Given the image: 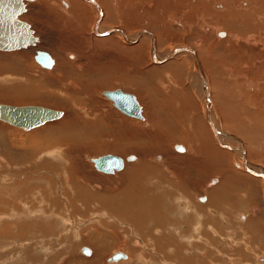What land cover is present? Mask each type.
I'll list each match as a JSON object with an SVG mask.
<instances>
[{
	"label": "rangeland",
	"instance_id": "obj_1",
	"mask_svg": "<svg viewBox=\"0 0 264 264\" xmlns=\"http://www.w3.org/2000/svg\"><path fill=\"white\" fill-rule=\"evenodd\" d=\"M66 1L67 7H63L61 1L58 0V6L54 3L50 12L40 4L43 3L41 1L40 3L38 0L24 1L25 10L18 17L29 22L38 41L35 45L27 46L33 49L29 54H19L21 50L27 47L16 50L0 49V103L42 104L62 110V115L59 118L28 130L0 120V197L7 200L6 204L4 201L2 204V199H0V264H92L89 260L94 256L96 248L101 250L103 246H105V254L101 256L100 264H163L159 254L155 253V246H152L148 241L146 242L144 235H136L128 223L120 221L117 216L113 217L106 214L97 207V203H93L94 200L90 202L88 199L84 200L87 201L85 205L79 202L74 203L72 198L59 194V190H62L59 189V185L67 189V184L62 181L64 176H71L75 179L81 176L82 179L92 184H88V190L93 194L86 195L90 199H94L98 195H108V197L110 194V196L116 195L117 185H121L125 195L133 196L132 199L137 198L136 195L142 197L147 193L149 185H152L154 194L168 193V197L173 200V206H177V212L176 210H165L173 221L174 218L178 219L183 210L179 208L176 202L179 201L182 207L193 212L192 207H188V205L192 203L191 201L194 202L192 204L196 205L202 203L197 201L196 196L204 192L205 188L208 189L205 191L208 195L207 202L211 200L212 196L217 201L218 199L213 193L217 187L216 185L213 186V181L216 182L214 178H218L217 174L209 171V169L208 172L205 170L204 173L205 167L200 166V164L193 163L189 166L190 164L184 159L185 155L174 149L175 144H181L187 148V144L182 142L185 140L183 135H178V130L184 124V127H187L186 131L188 127H191L198 132L202 139V135L204 138L206 135L210 138L209 133L213 136L214 134L217 135L209 129L210 126L207 125L204 117L202 101L206 99L203 100L200 92L197 93L196 89L192 87V80H194L192 61L187 56L181 55L155 63L151 59L152 55L149 53L146 55L144 51L146 58L142 64H139L129 60L124 55L108 52L107 49L101 50L98 47L99 51H97L98 48L94 46L95 38H114L117 40L116 32L122 29L118 22L121 21L120 18L104 16L103 14L99 26H107L106 30L111 27H120L121 29L105 36H98L94 34L93 27L100 16L99 12L98 16H95L94 12L86 13L84 18L86 24L77 26L76 23L73 24L75 19H72L69 14L66 16L61 14L70 8V0ZM83 1L89 6L96 5L89 0ZM218 1L220 0H214L210 6V12L207 11L198 16L196 23L184 21L181 18L182 31L178 27L179 24L176 23L170 25V34L169 32L162 34L157 30L158 28L153 26L156 28L154 29L148 23H140V25L138 23L132 27L130 24L128 30H131L130 32H138L141 29L149 30L156 40L157 51H164L167 47L179 42L178 44L181 45H175L178 46L175 48L191 47L192 51L196 52L199 65L201 63L200 57L207 54H210L212 62L216 64L220 62L217 64V68L221 69L222 74L224 68L228 74V79L232 78L228 85L231 89L229 90L231 91L230 95L235 94L234 96L239 97L236 98L238 101H232V110L235 113L225 116L220 111L219 104H216L214 98L216 93L212 86H214L215 80L213 81L214 76L212 74H209L208 80L206 79L207 86L211 87L210 96L207 98V107L211 112H216V119L218 118L220 121L223 131L237 137V142L239 140L244 147L245 156L248 151V156L245 158L247 164L254 165L264 172V148L259 151L255 149L257 152L253 149L255 157L252 158L250 155L252 147L250 146L253 143L245 133L250 128V134L255 135V137L261 134L264 138V64L259 56L256 57V55L262 54L261 46L252 43L255 39L264 42V34L257 35V32L254 31L256 24L241 29L238 23L231 22L228 24L226 19H221L219 23H223V26L226 24L224 28L207 20L205 14L218 13L224 10V8L221 9L222 6ZM232 2L237 4L235 0ZM97 4L102 7L100 0L97 1ZM155 4V0H144L142 7L151 11ZM256 4L257 0H240L238 5L234 7H255ZM261 16L255 20L260 26H263ZM200 22L202 23L200 24ZM237 29L246 31L239 35L235 32ZM218 32H224V36L219 37ZM156 33L162 34L161 38ZM177 34L179 35L176 36ZM121 36L125 38L120 42L123 44L127 38L124 35ZM175 36L177 39L174 38ZM148 37L150 36H140L139 41L136 44L130 43V46L143 43L142 45L147 50L149 45L146 44V38ZM228 40L238 41L241 46L240 49H232L231 53H227L225 47ZM245 41L250 42V45H245ZM210 43L216 48L208 50ZM65 45L66 48H74L78 51L77 59L73 60L71 57L64 56L66 63H63L60 66L61 69L60 67L58 69L56 67V54L53 55L49 47L55 46L57 50L53 48V53L58 51L61 54ZM37 49H44L50 53L53 58V64L50 68L43 67L35 59L34 55ZM246 49L250 52H245ZM233 50L240 55L234 54ZM175 63L177 64L175 65ZM79 65L80 67L77 68ZM194 66L198 74V69L195 64ZM24 69H28L27 72L25 71L27 74L23 71ZM201 69H204L203 66ZM204 72L206 73L205 69ZM124 76L127 79L126 82L122 80V78L125 79ZM82 83L92 86L91 91H86ZM115 88L131 92L136 96L142 106L144 119L126 115L113 106L103 91ZM140 88L142 91L144 90L143 93L139 91ZM20 91H25V96L22 98L15 95ZM28 93L30 95H26ZM34 94L37 96L33 97ZM211 112L209 111V113ZM86 122H89L90 125ZM246 122H249L248 127ZM206 126H209L210 132ZM74 132L76 134H73ZM217 136L221 137L220 134ZM228 145L232 146L230 143ZM35 148L37 150L34 152L33 149ZM96 148H100V150L97 151ZM107 153L116 154L122 158L134 154L137 159L127 160L120 171L106 174L108 172L94 168L89 159ZM239 153L240 150L238 149L234 156L237 154L238 160L241 161ZM158 154L162 155L160 162L153 158ZM30 155L31 157L28 158ZM144 160L148 165V174L144 175L146 169L142 171L139 168H135L129 173L126 171V168L140 165ZM44 161L51 163L56 169L42 167L41 164ZM184 163H186L185 167H183ZM192 168H195L196 172L202 176V181L192 180L195 178ZM233 169L246 172L238 167ZM252 169L255 168L252 167ZM124 171L127 173L122 174L118 180L120 183L117 181L116 184V180L112 177ZM249 175L258 180V195L255 198H257L256 201L259 206L262 207L264 206V173H260V177ZM43 177H47L50 182ZM209 179H211L212 184H209ZM23 182L26 184L24 185ZM34 184L41 185L40 193L29 195L23 192L30 186H36ZM48 185L52 186V190L48 189ZM178 191H181L183 196L176 194ZM174 196L179 197L175 198ZM54 200L57 202V206L52 205L53 203L55 205ZM24 204L34 208L23 210ZM40 207L44 209L43 213L50 215L51 218L39 216L37 208ZM216 207L211 204L199 209V213L202 214L201 232L196 229L195 234H193L192 225L189 224L190 227L187 225L186 230L190 231V236L191 233L193 234L192 239H190V243L194 244L193 246L178 235L176 236L175 232L172 231L175 228L174 224L169 226L170 231H172L169 232V235L175 234L173 239L182 243L179 246L183 243V246L186 245L182 250L184 254L193 255V262L198 260L204 264H243L242 260H244L247 261L246 264H262L263 262L259 258L264 259V228L262 229L264 224L258 227L259 230L250 229V221L254 223L255 221L252 220V216L247 215L248 211L252 212L253 208L258 207L251 206L249 210L239 211L238 206L220 204L219 201ZM212 208L214 209L213 216L208 211ZM134 210L131 209V213ZM121 215L123 214L121 213ZM238 215H241L242 218H239ZM185 216L184 212L181 215L182 221L188 223ZM208 216L214 218L210 222L213 225L209 223L206 225L205 221ZM247 217L250 218V221L246 220ZM149 222L143 220L137 224L142 228L144 227L143 230L149 231ZM27 223L32 224V227H25ZM38 223H41L43 227L36 226L39 225ZM187 231L184 234H189ZM204 232L206 233L204 234ZM201 233L203 238L210 241L209 245L200 239ZM97 236L101 238L99 239ZM86 240L94 243H89ZM182 240L183 242H181ZM83 246L89 247V253L86 254ZM168 248L172 249L173 247ZM164 249L167 250V248ZM116 251H123L128 255V259L121 260L124 259L121 258L115 262H110L109 256ZM167 252L169 253V251ZM98 262L99 258H96L94 263Z\"/></svg>",
	"mask_w": 264,
	"mask_h": 264
},
{
	"label": "bare ground",
	"instance_id": "obj_2",
	"mask_svg": "<svg viewBox=\"0 0 264 264\" xmlns=\"http://www.w3.org/2000/svg\"><path fill=\"white\" fill-rule=\"evenodd\" d=\"M24 1H30V0H24ZM43 2V3H40ZM61 1V4L63 5V7H67L68 6V3L66 0H60ZM93 2L95 3L96 5L92 4L91 6L88 5V3H86L85 1L83 0H70V8H68V10H66L64 13L61 12V14L64 16H66V14L72 18V19H75V22L73 24L79 26V25H85L86 24V21L84 20L85 16L87 15L86 13H92L94 12L95 13V16H98V12H99V18L97 19V21L95 22L94 24V27H93V32L95 35H98V36H105V35H108V34H111V33H114V31L116 30H119L121 29L120 27H116V28H107V26H99V21L101 20L102 18V15L104 14L105 15H108V16H111V17H119L121 21H118L121 26H122V29L120 31H117L116 35H117V40L114 39V38H95L94 39V46L95 47H100L101 50L103 49H107L109 50L108 52L111 51V53H117L118 55H124L125 57H127L129 60H132L133 62L135 61L136 63H139V64H142L144 62V59L146 58V55L149 53L152 55V61H154L155 63H158L159 61H163V60H166L168 59L169 57H176V56H181V55H185L187 56L188 58L191 59L192 61V72L195 74H193L194 76V80H192V87L194 89H196L197 93L200 92L201 96H202V99H206L204 101H202V106H203V109H204V117L206 118V121L207 122V125L211 126L209 128V126L207 127V130L209 131V129H213L215 131V133L218 135L220 134V136H217L214 134H211L209 133L208 135L210 136V138L208 139L210 141V143L212 142L215 146H217L218 148H232L234 149L235 151H238V149L240 150V157H241V161L238 160V155L234 156L232 158V167L235 168V167H238L240 168L241 170L244 169V171H246L247 173L251 174V175H254V176H259L260 177V173H264L260 168L254 166V165H251L250 164H247V161H246V157L244 156V153H243V149L244 147H242V145L240 144V141L238 140L237 142V137H234L232 136L231 134H228L226 132H224L221 128V126L219 125H216L218 124L219 120L218 118L216 119V112H211L210 109H208V103H207V98L210 96V91H211V87H208L207 86V83H206V79L208 80V76L209 74H212V76H214L213 78V81L215 80L214 82V86H212L214 88V91L216 93V95L214 96V98L216 99V104H219V109L222 113L226 114L229 116L230 114H232L234 111L232 110V101L233 100H236V96L234 95H230V92L229 89L230 87L228 86L230 84V79H232L230 77V79H228V74L226 73L225 69L223 68L222 72L223 74L221 73V69L220 68H217V64L220 63L218 62L217 64L212 62V58L210 56V54H207V55H203L200 57V65H199V60H198V57L196 55V52L192 51V48L191 47H181V48H175V47H178V46H175V45H181V44H173L169 47H167L164 51H160V50H156V40L153 36V34L149 31V30H146V29H141L139 30L138 32L136 31H133V32H130L128 30V27L129 25L131 24L130 27L133 26H136L140 25V23H148L149 25H151L152 27L155 26L156 28H158L157 30H159L160 32H162V34H166L169 32L170 34V25L172 23H176V24H179V29H181L182 31V25L180 23V19L183 18L184 21H188V22H197L198 20V16L204 14L205 12L209 11L210 12V6L212 4V2L214 0H155V7L150 11L148 9H145L142 7V4L144 2V0H100V3H101V6L103 7H100V4H97V1L95 0H89V2ZM237 4H234L232 2V0H220L218 1V3L220 4V6H222L221 9L224 8L223 11H219L218 13H207L205 14V18L207 20H210L211 22H213L215 25H221L222 27L225 28L226 24H224L223 26V23H219V20H223V19H226L227 20V23L231 24V22L233 23H238L240 28H244L246 29L247 27H251V25H254L255 24L257 26H255L254 28V31L257 32V35H262L264 34V4H263V1L264 0H257V4L255 5V7H251V6H244L242 8H235L234 6H237L238 5V1L240 0H235ZM38 2L43 6V7H46L48 9V11L50 12L52 10V6L53 4L54 5H57L59 4L58 3V0H38ZM99 3V2H98ZM247 5V4H246ZM58 6V5H57ZM49 7V8H48ZM56 7V6H55ZM58 8V7H57ZM102 8V9H101ZM55 9V8H54ZM59 9H60V6H59ZM103 10V12H102ZM24 12V11H23ZM22 13V12H21ZM20 13V14H21ZM58 13V12H57ZM19 14V15H20ZM261 16V20L263 21V26H260L257 22H256V18L258 16ZM60 16V15H59ZM94 16V17H95ZM107 16V17H108ZM62 19V18H60ZM64 19V18H63ZM201 19V18H199ZM182 20V21H183ZM225 20V21H226ZM72 21V20H71ZM70 21V22H71ZM74 21V20H73ZM203 21V20H202ZM67 22V21H66ZM69 23V22H67ZM111 23V22H110ZM199 23V22H198ZM202 22H200L201 24ZM235 23V24H236ZM237 24V25H238ZM69 25V24H68ZM72 25V24H71ZM109 27V25H108ZM138 27V26H137ZM142 27V26H140ZM246 27V28H245ZM87 28V27H86ZM154 28V27H153ZM154 28V29H156ZM237 28V27H236ZM59 29V28H58ZM77 29V28H76ZM83 30H86L85 28H82ZM188 29V28H187ZM69 30V29H68ZM78 30V29H77ZM106 30V31H105ZM249 30V28H248ZM252 30V28H251ZM221 31V30H219ZM246 30H235V32H237V34L241 35L240 33L241 32H244ZM250 31V30H249ZM174 32V31H173ZM187 32V30H186ZM172 33V31H171ZM217 33V32H216ZM158 36H162V34L159 35V33H156ZM242 34H245V33H242ZM121 35H124L126 38H127V41L124 42L123 44H120V42L123 41V38ZM144 35H147V36H150L148 38H146V44L149 45L148 49H146V47H144L142 44L143 43H140L138 45H135L140 39L139 37L140 36H144ZM179 34H177L176 36H178ZM172 36H174L172 34ZM174 37L177 39V37ZM218 36L219 37H223L224 36V32H218ZM163 40L164 37H163ZM167 40V39H166ZM38 41V38L36 37V40L33 44H28L26 45L25 47L27 46H30V45H35L36 42ZM163 42V41H162ZM130 43H135L133 46H130ZM245 45H250V42H244ZM254 45H258L261 46V50H262V54L260 55H256V57L259 56V58H261L260 60L262 61V63L264 64V42H262L261 40H257L255 39L254 42H252ZM38 44V43H37ZM217 45V44H216ZM220 47V46H219ZM218 47V48H219ZM240 44L238 43V41H234V40H228L227 42V45L225 47V50L227 53H231L232 49H240ZM20 48H24V47H19V48H15V49H9V50H16V49H20ZM52 54L55 55L56 54V59H57V62H56V67H60L62 66L63 63H66L65 60H64V56H67V58L71 57L73 58V60H76L77 59V50H75L74 48H66V45H65V49L63 50V52L60 54L58 51H56L55 53L54 52V47H49ZM211 48H216L212 43H210L208 45V50L211 49ZM3 50V49H1ZM55 50H57L55 48ZM100 50V51H101ZM33 49L32 48H29L27 47L26 49H23L21 50L19 54L21 55H24V54H29L30 52H32ZM97 51H99V48L97 49ZM144 51L146 52V55L144 57ZM234 54H238L235 50H233ZM245 52H250V51H247V49L245 50ZM258 52V51H257ZM99 53V52H98ZM106 53V52H105ZM184 53V54H183ZM232 53V54H233ZM228 55V54H227ZM240 55V53L238 54ZM17 56V55H16ZM20 56V55H19ZM231 56V55H229ZM21 57V56H20ZM158 57V58H156ZM159 58H161V60H159ZM178 59V57H177ZM187 59V58H186ZM137 60V61H136ZM190 61V62H191ZM194 61V63H193ZM259 62V61H258ZM179 63V62H178ZM261 63V64H262ZM53 64V63H52ZM51 64V66H52ZM177 63H175L176 65ZM184 64V63H182ZM194 64L196 65L197 69H198V74H197V70L194 66ZM262 64V65H263ZM41 65V64H40ZM69 65V64H68ZM180 65V64H179ZM259 65V64H257ZM43 66V65H42ZM50 66V67H51ZM178 66V65H177ZM203 66V68L205 69L206 73L204 72V69H201V67ZM221 66V65H220ZM43 67H46V66H43ZM50 67H47V68H50ZM80 65L77 67L79 68ZM223 67V66H222ZM59 69V68H58ZM61 69V67H60ZM28 69H24L23 71L27 72ZM203 70V71H202ZM25 72V73H26ZM110 72V71H109ZM108 72V73H109ZM226 74H225V73ZM229 73V72H228ZM27 74V73H26ZM233 74V73H232ZM25 75V74H24ZM129 75V74H128ZM191 75V74H190ZM198 75V76H197ZM125 77V76H124ZM130 77V75H129ZM132 77V76H131ZM192 77V76H191ZM100 78V77H99ZM190 78V77H189ZM123 81L126 82V77L125 79L122 78ZM161 81V80H160ZM103 82V81H102ZM232 82V80H231ZM237 82V81H236ZM238 83V82H237ZM84 86H85V90L86 91H91V88L92 86H87L85 85L84 83H82ZM95 84V83H93ZM210 84V83H209ZM212 84V83H211ZM234 84V83H233ZM232 84V86H234ZM239 84V83H238ZM101 86H104L103 84H100ZM142 85V84H141ZM109 86V85H107ZM211 86V85H210ZM231 86V85H230ZM231 86V87H232ZM233 88V87H232ZM144 89V88H143ZM149 89V88H148ZM138 90V89H137ZM193 90V89H192ZM85 91V92H86ZM142 93L144 92V90L142 91V88H140V90ZM150 91V90H149ZM175 91V90H174ZM234 90L232 89V92ZM24 92L25 91H20L19 93L15 94L17 96H19L20 98H22L24 95ZM149 93V92H148ZM180 93V92H179ZM103 94H104V91H103ZM181 94V93H180ZM196 94V93H195ZM237 94V93H236ZM13 95V94H12ZM26 95H30L29 93L26 94ZM105 95V94H104ZM175 95V94H174ZM177 95V94H176ZM238 95V94H237ZM14 96V95H13ZM37 96L36 94L33 95V97ZM106 97H108L107 95H105ZM179 96V95H178ZM185 96V95H184ZM177 97V96H176ZM197 97V96H196ZM136 98V96H135ZM178 98V97H177ZM239 98V97H238ZM108 99L111 100L112 104L114 107H116L120 112L122 113H125L126 115H130L128 114L127 112H124L122 109H120L119 107H117L114 103H113V100L111 98L108 97ZM137 100V98H136ZM50 101V100H49ZM238 101V100H236ZM235 101V102H236ZM138 102V100H137ZM234 102V101H233ZM157 103V102H156ZM138 104L140 105V103L138 102ZM151 104V103H150ZM157 105V104H156ZM153 107V106H152ZM185 108V107H184ZM207 108V109H206ZM249 108V107H248ZM205 109H206V112H205ZM183 110V109H182ZM236 110V109H235ZM209 111L211 113H209ZM140 112H141V116H134V117H137L139 119H144L143 118V115H142V106L140 105ZM235 113V112H234ZM238 113V112H237ZM62 115V114H61ZM60 115V116H61ZM234 115V114H233ZM240 115V114H239ZM59 116V117H60ZM130 116H133V115H130ZM57 117V118H59ZM218 117V116H217ZM55 118V119H57ZM227 118V117H226ZM239 118V117H238ZM55 119H52V120H55ZM1 121L3 122H6L2 119H0ZM52 120H49V121H52ZM49 121H46L44 122L43 124L49 122ZM154 121V120H153ZM8 123V122H6ZM155 123V122H154ZM209 123V124H208ZM10 124V123H9ZM43 124H40V125H43ZM86 124L90 125L89 122H86ZM13 125V124H12ZM38 125V126H40ZM249 125V122H246V126L248 127ZM19 127V126H18ZM36 127V126H35ZM139 127V126H138ZM34 128V127H32ZM209 128V129H208ZM23 129V128H22ZM31 129V128H29ZM211 129V130H212ZM25 130H28V129H25ZM212 130V131H213ZM210 132V131H209ZM241 132V131H240ZM79 133V132H78ZM77 133V134H78ZM214 133V132H212ZM248 136V138L251 140V142L253 143L250 147L251 148V152L253 151V149L255 150H260L264 148V141H263V137L262 135L260 134L259 136H256L253 135V134H250V128H248V130L245 132ZM73 134H76V132H74ZM255 134V133H254ZM201 135V133H200ZM41 137V136H40ZM66 138V137H65ZM30 139V138H29ZM49 139V138H48ZM68 139V138H67ZM70 140V139H68ZM46 141V140H45ZM84 141V140H83ZM50 142V140H49ZM52 142V141H51ZM75 142V141H74ZM216 142V143H215ZM42 143V142H41ZM48 143V142H47ZM83 143V142H81ZM232 144L231 145H228V144ZM237 143V144H236ZM38 145V144H37ZM238 145V146H237ZM66 146V145H65ZM180 146V147H178ZM214 146V147H215ZM220 146V147H219ZM37 147V146H36ZM38 148V147H37ZM37 148L33 149V151L35 152L37 150ZM243 148V149H242ZM174 149L178 152H182L184 151V147L181 145V144H175L174 146ZM95 150L99 151L100 148H96ZM255 150V151H256ZM261 150V151H262ZM33 154V153H32ZM31 154V155H32ZM31 155L28 157L30 158ZM130 155V154H129ZM129 155L125 158H122L123 159V165L121 168H117V169H114L113 171L111 172H108L106 174H113L114 172L116 171H120L123 167H124V164L127 160H130V161H133V160H136V156H134L133 154V157H129ZM94 158V157H93ZM154 160L160 162L162 160V155L158 154L156 156L153 157ZM164 158V157H163ZM90 162H92L94 168H95V163L94 161L92 160V158L89 159ZM231 160V159H230ZM43 164V165H42ZM41 164L42 167H46L48 169H56L54 165H52L51 163L47 162V161H44L43 163ZM72 164V162H71ZM150 164V163H149ZM45 165H48V166H45ZM148 165L146 164V161L144 160V162H142L140 165H133V166H130L128 168H126V171L129 173L131 172V170H134L135 168H139L140 170L144 171L146 169V172L144 173V175H146L147 171L148 170ZM255 168L254 170L252 169ZM232 168V169H233ZM138 169V170H139ZM66 170V169H64ZM71 170V169H70ZM100 170V169H99ZM137 170V169H136ZM102 171V170H101ZM100 171V172H101ZM126 171L112 177V179H115L116 180V184H117V181L119 180L120 176L124 173H127ZM141 171V172H142ZM65 172V171H63ZM68 172V170H67ZM105 172V171H104ZM150 173V172H149ZM148 174V173H147ZM65 175V174H64ZM129 175V174H128ZM133 175V174H131ZM127 177V176H126ZM145 177V176H144ZM143 177V178H144ZM160 177V176H159ZM62 178V177H61ZM124 178V177H123ZM122 178V179H123ZM43 179H46L48 182H50L47 177H43ZM109 179V178H108ZM152 179H153V176H152ZM159 179V178H158ZM110 180V179H109ZM65 184H67V189L65 188H62V185H59V189H62V190H59V194H62L64 196H68L70 198L73 199V202H79L80 204L82 205H85V203L87 201H84L86 199L90 201H93V203H97V207L99 209H102L106 214H109L110 216H117V218L120 220V221H125L126 223H128L129 226H131V230L135 231V234L136 235H144L146 240L143 238V240H145L146 242H150V244L152 246H155V253H158L159 256H160V259L162 261L163 264H174V263H178V264H204L202 263L201 261H198L196 260L195 262H193V255L191 254V256H189V254H184L183 252V248L186 246H183V245H180L179 244H182L180 243L179 241H177L176 239H173V236H176L178 235L179 237H181L182 239L186 238L187 241L190 243V239L191 236L193 234H195V230L197 229L198 231L201 230V225H200V221H201V216L202 214L199 213V209H201L202 207H205L203 205H196V204H192L194 203L193 201H191L192 203H189L188 207H192L191 209L193 210V212H189L186 208L182 207V204L178 202L177 205L179 206L180 209H183L182 210V213L180 214V216L177 218H174V221L173 219H171V217L169 216L168 212H166L165 210L168 211V209L170 211L172 210H176V212L178 211L177 209V206L172 204L173 200L170 199V197H168V193H156L154 194L153 190H154V187L152 185H149V187L147 188V193L142 195V197H134L132 199V197H130L131 195H125L124 192L122 191L123 189L121 188V185H117L116 189L117 192H116V195H112L108 197V195H98L96 196L94 199H90V198H87L86 195L89 194V195H92L93 193H91L89 190H88V184H91V183H88L87 181H85V179H82L81 176L77 177L76 179L75 178H71V176H64V179L62 180ZM114 181V180H113ZM121 181V180H120ZM127 181V180H126ZM119 182V181H118ZM16 183V182H15ZM24 183V182H23ZM120 183V182H119ZM129 183V182H128ZM214 183V181H213ZM26 183H24L25 185ZM29 184V183H27ZM20 185V184H19ZM36 186H30L28 188H26L25 191L23 192H26V194H32V195H35L37 193H40L39 191L42 189L41 185H37V184H34ZM92 185V184H91ZM264 185V183H263ZM94 187H96L95 185H93ZM116 186V185H115ZM115 186H112L113 188ZM143 186V185H142ZM49 190H52V186L51 185H48L47 186ZM126 187V186H125ZM132 187V185H131ZM144 187V186H143ZM21 188V186H20ZM97 188V187H96ZM146 188V187H144ZM111 189V188H110ZM115 190H112V191H115ZM134 190V189H133ZM145 190V189H144ZM141 191V189H140ZM149 191V192H148ZM22 192V193H23ZM111 192V191H110ZM130 192V191H129ZM128 192V194H130ZM139 192V190H138ZM137 192V193H138ZM146 192V191H145ZM46 193V192H45ZM44 193V195H45ZM99 193V192H98ZM140 193V192H139ZM142 193H143V190H142ZM21 194V193H20ZM47 194V193H46ZM133 194V193H132ZM141 194V193H140ZM2 195V194H1ZM43 195V196H44ZM48 195V194H47ZM85 195V196H84ZM3 196V195H2ZM22 196V195H21ZM140 196V195H139ZM19 197V196H18ZM45 197V196H44ZM12 198V197H11ZM20 198V197H19ZM26 198V197H25ZM29 198V197H28ZM0 199H2L1 203L3 204V201H4V204H6V201L3 197H0ZM8 199V198H7ZM11 200V199H9ZM19 201V200H17ZM169 201V202H168ZM55 202V200H54ZM49 203V202H48ZM57 202H55V205L54 203L52 204L53 206H57L56 204ZM8 204V203H7ZM39 204V203H38ZM51 205V206H52ZM39 206V205H38ZM52 206V207H53ZM50 207V206H49ZM165 207H167L165 209ZM24 208L23 210H28L29 208H34V207H28V205L24 204L23 207ZM97 208V209H98ZM20 209V208H19ZM59 209V208H58ZM131 209H135L134 211H132L131 213ZM38 212H39V216L41 217H45V218H51L50 215H46L43 213V208L40 207V208H37ZM129 210V211H128ZM210 210V209H209ZM208 210V211H209ZM181 211V210H180ZM201 211V210H200ZM212 211V210H211ZM185 212V218L186 220L188 221L185 222V221H182V218H181V215ZM202 212V211H201ZM121 213L123 215H121ZM192 213V214H191ZM255 213V212H254ZM256 214V213H255ZM175 217V215H174ZM40 219V218H39ZM206 219V218H205ZM150 221L148 224V226L150 227L149 228V231H145L143 230L144 227L142 228L141 226H139L137 223H140L142 221ZM176 220H178V222H176ZM211 220H214V218H207V220L205 221L206 225L207 223L209 224H212L210 223ZM204 221V220H203ZM202 221V222H203ZM31 222V221H30ZM144 223V222H143ZM39 224V223H38ZM170 224H174V229L172 231L175 232V234L172 235H169L170 233L169 232H172L170 231ZM191 224L192 225V228H191V231L193 232V234L191 233V236H190V231H187L186 228H187V225ZM213 225V224H212ZM28 226V227H32V224L30 223H27L25 224V227ZM36 226H41V228L43 227L42 224L40 223L39 225H36ZM127 226V224H126ZM210 226V225H209ZM47 227V225H46ZM190 227V225H189ZM208 228V227H207ZM28 229V228H26ZM36 229V228H35ZM39 229V228H38ZM190 229V228H189ZM205 229V228H204ZM29 230V229H28ZM37 230V229H36ZM30 231V230H29ZM47 231V230H46ZM185 231L189 232V234H184ZM203 231V230H202ZM205 231V230H204ZM40 232V231H39ZM201 232V231H200ZM35 233L37 234V232L35 231ZM42 233V232H41ZM168 233V234H167ZM203 233V232H202ZM206 232H204L205 234ZM27 234V233H26ZM43 234V233H42ZM38 235V234H37ZM40 235V234H39ZM101 235V234H100ZM135 235V236H136ZM99 236V235H98ZM97 236V238H99ZM137 237V236H136ZM178 237V238H179ZM206 237V236H205ZM101 238V237H100ZM99 238V239H100ZM175 238V237H174ZM177 238V237H176ZM206 239V238H205ZM90 240V239H89ZM89 240H86L87 242L89 243H94V242H91ZM142 240V239H141ZM97 241V240H96ZM183 242V240L181 241ZM88 243V244H89ZM194 243V242H193ZM208 245L210 244V241L208 240ZM191 244V243H190ZM192 246L194 244H191ZM191 246V247H192ZM105 246L101 247V250L100 248H96L95 250V254L94 256L89 260L90 263L92 264H95L94 261L96 258H99V262L96 263V264H100V258L101 256H103V254H105ZM168 247H173L172 249H169ZM197 247V246H195ZM199 247V246H198ZM197 247V248H198ZM201 247V246H200ZM199 247V248H200ZM164 248H167V250H165ZM192 249V248H191ZM202 249V248H201ZM128 250V249H127ZM154 250V249H153ZM193 250V249H192ZM129 251V250H128ZM152 251V250H151ZM169 251V253L167 252ZM171 251V253H170ZM186 251V250H185ZM117 252V251H116ZM190 252V251H188ZM89 253L86 252V254ZM121 253H123V256L117 258L116 260H112L110 259L109 261L110 262H115L117 261L118 259H121V258H124V259H121V260H127L128 259V255L126 253H124L123 251H121ZM130 254H132L131 251H129ZM154 253V252H153ZM247 257V255H245ZM244 257V258H246ZM102 259V258H101ZM109 259V258H108ZM106 259V260H108ZM248 259V258H247ZM259 260H261L262 262H264V259L263 258H259ZM86 261V260H84ZM84 261H82V263H84ZM88 261V262H89ZM206 261V260H204ZM203 261V262H204ZM172 262V263H170ZM247 261H244L242 260V263L243 264H246Z\"/></svg>",
	"mask_w": 264,
	"mask_h": 264
},
{
	"label": "water",
	"instance_id": "obj_3",
	"mask_svg": "<svg viewBox=\"0 0 264 264\" xmlns=\"http://www.w3.org/2000/svg\"><path fill=\"white\" fill-rule=\"evenodd\" d=\"M24 10V0H0V49H15L35 42L36 36L33 34L29 22L18 17ZM34 56L43 66L50 67L53 63L52 56L44 49H37ZM104 94L124 112L133 116H141L140 105L133 93L115 88L104 90ZM61 114L62 110L42 104L0 103V119L23 129L38 126ZM129 157H133V154H130ZM92 160L97 169L105 172H111L123 165L122 157L112 153L99 155ZM83 249L85 252L89 251L88 246H83ZM121 256L123 253L117 251L111 254L109 259L116 260Z\"/></svg>",
	"mask_w": 264,
	"mask_h": 264
},
{
	"label": "crops",
	"instance_id": "obj_4",
	"mask_svg": "<svg viewBox=\"0 0 264 264\" xmlns=\"http://www.w3.org/2000/svg\"><path fill=\"white\" fill-rule=\"evenodd\" d=\"M188 124H190V122H188ZM216 125L221 126L220 121ZM182 126L183 127H181L178 130V135L179 136L183 135L185 140L182 142L187 144L186 145L187 148L184 146V152L182 151V153L185 155L184 159H186L187 163L190 164L189 166H191V164L193 163H195L196 165L200 164V166L203 165V167H205L203 169L204 173L205 170L206 172H208L207 170L209 169V171L215 172L218 176V178L215 180L217 183L216 184L217 187L216 188L214 187L215 190L213 192L215 198L218 200L216 201L212 196L209 202L199 203L198 205H203L206 207L212 204V206L216 207V204L219 201L220 204H230V205L238 206L239 211L246 209L249 210L251 206L252 207L257 206L259 208V212L257 214H254L250 211L247 212V215L252 216V220H254L256 224L253 221H250L249 217H247L246 220L250 221L249 224L250 229L259 230L258 227H261L260 225L264 224V211H263L264 206L262 207L259 206V203L256 201L257 198H255L256 195H258L257 194V187L259 186V183H257L258 180L257 179L255 180L254 177L250 176L246 172L244 173L232 169L231 164H232V156L235 153L234 149L224 148V147L218 148L212 142L211 143L209 142L208 140L209 138L207 135L206 138H204V136L201 134L203 137L202 139L201 137H199L198 132L195 129L188 127V130L186 131L187 127H184L185 124ZM213 132L215 133L214 130ZM250 155L252 158L255 157V151L250 152ZM244 156H245V150H244ZM247 156H248V151L246 152L245 157ZM185 166L186 163H184L183 167ZM192 169L195 175V178H193L192 180L202 181L203 180L202 176L196 172L195 168ZM210 183L212 184V182L209 179V184ZM176 194L183 196L181 191H178ZM178 197L179 196L175 198ZM211 210L212 209H210L209 212L213 216L214 211ZM212 216L211 217L208 216V218H213ZM263 228L264 227H262V229ZM184 240L187 241L186 238H184ZM174 264H178V263H174Z\"/></svg>",
	"mask_w": 264,
	"mask_h": 264
},
{
	"label": "flooded vegetation",
	"instance_id": "obj_5",
	"mask_svg": "<svg viewBox=\"0 0 264 264\" xmlns=\"http://www.w3.org/2000/svg\"><path fill=\"white\" fill-rule=\"evenodd\" d=\"M214 180H216L215 178H214ZM210 181H211V179H210ZM217 183L215 182V183H213V186L214 185H216ZM206 190H208L207 188H205V191ZM205 191L204 192H202L201 194H198L197 196H196V198H197V201H201L202 203H207V201H208V195H206V193H205ZM203 197V198H202ZM263 197H264V193H263ZM204 201V202H203ZM212 210H214L213 208H212ZM253 212H255L256 214L259 212V209L258 208H253V210H252V213ZM239 218H242V216L240 215L239 216ZM200 239L203 241V242H208V239L206 238H203V236H202V233H201V237H200ZM232 261H235V260H232ZM259 264H261V263H259ZM262 264H264V262L262 263Z\"/></svg>",
	"mask_w": 264,
	"mask_h": 264
}]
</instances>
